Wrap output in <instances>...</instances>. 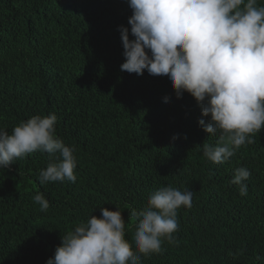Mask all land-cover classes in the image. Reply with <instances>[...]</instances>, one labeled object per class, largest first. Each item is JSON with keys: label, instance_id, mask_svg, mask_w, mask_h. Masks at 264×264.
Masks as SVG:
<instances>
[{"label": "trees", "instance_id": "16d2710c", "mask_svg": "<svg viewBox=\"0 0 264 264\" xmlns=\"http://www.w3.org/2000/svg\"><path fill=\"white\" fill-rule=\"evenodd\" d=\"M131 15L127 0H0V128L55 114L77 162L75 182L44 185L47 153L0 169V264H46L61 236L103 207L123 213L135 251L129 213L162 186L193 191L192 206L177 210L176 242L141 264H264V129L227 162L209 161L203 143L218 135L198 125L196 101L177 99L167 77L120 70L118 27L130 32ZM239 167L251 172L247 196L230 183Z\"/></svg>", "mask_w": 264, "mask_h": 264}, {"label": "clouds", "instance_id": "9594fccd", "mask_svg": "<svg viewBox=\"0 0 264 264\" xmlns=\"http://www.w3.org/2000/svg\"><path fill=\"white\" fill-rule=\"evenodd\" d=\"M127 2L130 32L118 27L125 60L120 70L167 77L177 99L188 93L196 101L203 117L198 125L208 137L218 135L215 145L203 143L209 161L223 164L241 146L255 143L253 134L264 129V6H257V0ZM56 121L55 114L36 115L21 121L11 134L0 128V169L40 151L50 160L39 171L41 185L75 182V149L56 136ZM250 176L247 167L234 171L230 183L241 196L248 195L245 181ZM192 197L193 191L162 186L149 195L143 209H132L135 251L125 239L123 213L100 208L99 217L92 215L61 236L46 264H141V256L159 253L164 240L176 242L177 210L190 208ZM33 199L47 211L49 201L42 193Z\"/></svg>", "mask_w": 264, "mask_h": 264}]
</instances>
